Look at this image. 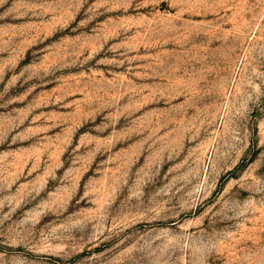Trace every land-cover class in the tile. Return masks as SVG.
Listing matches in <instances>:
<instances>
[{"label": "rangeland", "instance_id": "rangeland-1", "mask_svg": "<svg viewBox=\"0 0 264 264\" xmlns=\"http://www.w3.org/2000/svg\"><path fill=\"white\" fill-rule=\"evenodd\" d=\"M0 264H264V0H0Z\"/></svg>", "mask_w": 264, "mask_h": 264}, {"label": "trees", "instance_id": "trees-1", "mask_svg": "<svg viewBox=\"0 0 264 264\" xmlns=\"http://www.w3.org/2000/svg\"><path fill=\"white\" fill-rule=\"evenodd\" d=\"M243 165H241V166H239L238 168L236 167L235 169H239V168H241Z\"/></svg>", "mask_w": 264, "mask_h": 264}]
</instances>
